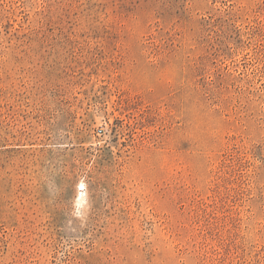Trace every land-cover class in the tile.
<instances>
[{
  "label": "rangeland",
  "instance_id": "374dc122",
  "mask_svg": "<svg viewBox=\"0 0 264 264\" xmlns=\"http://www.w3.org/2000/svg\"><path fill=\"white\" fill-rule=\"evenodd\" d=\"M0 264H264V0H0Z\"/></svg>",
  "mask_w": 264,
  "mask_h": 264
}]
</instances>
